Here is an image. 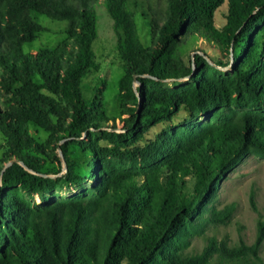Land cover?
<instances>
[{
  "label": "trees",
  "instance_id": "16d2710c",
  "mask_svg": "<svg viewBox=\"0 0 264 264\" xmlns=\"http://www.w3.org/2000/svg\"><path fill=\"white\" fill-rule=\"evenodd\" d=\"M128 2L0 0V264H210L215 256L216 264L261 262L264 221L254 246L231 248L213 237L202 253L185 251L205 224L231 219L233 206L206 215L218 186L250 154L264 158V0H167L162 25L151 23L148 48ZM99 5L114 22L123 62L121 119L107 116L104 83L90 99L82 94L83 80L98 69ZM225 6L218 29L215 15ZM45 18L66 23L68 40L55 50L26 51L46 31ZM199 42L222 60L211 65L204 51H194ZM180 113L210 120L179 126ZM72 147L92 158L95 187L55 199L57 190L88 180ZM117 161L132 166L118 168ZM48 162L67 172L50 177Z\"/></svg>",
  "mask_w": 264,
  "mask_h": 264
},
{
  "label": "rangeland",
  "instance_id": "374dc122",
  "mask_svg": "<svg viewBox=\"0 0 264 264\" xmlns=\"http://www.w3.org/2000/svg\"><path fill=\"white\" fill-rule=\"evenodd\" d=\"M72 1L76 4L79 2V0ZM128 8L135 14L141 43L146 48L150 47L152 45L151 23L153 20H156L162 25L167 16V0H129ZM94 12L97 17L98 38L93 45V49L98 69L90 71L83 80L82 94L85 99H90L97 86L104 83V105L107 116L111 119H121L119 81L124 74V68L117 51L118 37L114 29V22L107 9L99 5L94 7ZM226 13V6L217 11L215 26L218 29H222L225 25ZM41 24L45 27L46 31L40 33L32 47H27L26 51L36 52L40 49L55 50L68 40V36L65 33L66 23L45 18L41 19ZM198 50L206 53L205 57L211 65L222 60V56L205 43L199 42L196 44L194 51ZM195 55L196 53H193L191 57L194 58ZM219 69L229 73L231 67H219ZM169 86L175 88L178 85L170 84ZM55 99L58 100L57 98ZM209 120V117L188 119L185 113H180L177 119L174 120V123L179 126L183 124L188 126L190 123L200 124L206 123ZM162 128L163 125L152 129L147 138L149 140L155 139ZM33 132L43 141L47 139V134L44 132H36L35 129H33ZM116 132L122 133V130H116ZM4 151L5 144L0 137V158ZM71 157L79 163L78 173L87 176L88 180L83 187L57 190L53 195L55 199H71L84 195L95 187V183L89 178L91 174L90 163L92 161L90 155L85 154L77 147H72ZM116 165L118 168H129L132 166L129 163L122 164L119 161H117ZM43 171L54 179L60 178L67 172L65 164L61 166L58 163L52 162H48ZM33 202L41 205L44 204V201L41 199H34ZM229 206L234 207L231 219L226 224H205L203 231L196 233L191 239L185 254L197 255L202 253L208 245L209 239L213 237L217 238L219 242L225 241L231 248L238 247L242 243L247 246H254L257 243L259 224L261 221H264V158L250 154L218 186L213 199L207 206L206 215L208 217L213 210L220 211ZM259 258L261 262L252 257H247L245 264H264V242L259 249ZM217 262L218 259L215 256L210 264H216Z\"/></svg>",
  "mask_w": 264,
  "mask_h": 264
}]
</instances>
